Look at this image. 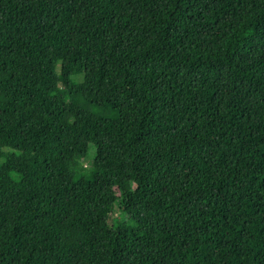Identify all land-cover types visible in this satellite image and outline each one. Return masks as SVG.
<instances>
[{
	"label": "trees",
	"instance_id": "16d2710c",
	"mask_svg": "<svg viewBox=\"0 0 264 264\" xmlns=\"http://www.w3.org/2000/svg\"><path fill=\"white\" fill-rule=\"evenodd\" d=\"M0 264H264V0H0Z\"/></svg>",
	"mask_w": 264,
	"mask_h": 264
},
{
	"label": "rangeland",
	"instance_id": "374dc122",
	"mask_svg": "<svg viewBox=\"0 0 264 264\" xmlns=\"http://www.w3.org/2000/svg\"><path fill=\"white\" fill-rule=\"evenodd\" d=\"M89 164H90V163L88 162L87 165H89ZM118 215H119V213L116 214V216H118Z\"/></svg>",
	"mask_w": 264,
	"mask_h": 264
}]
</instances>
